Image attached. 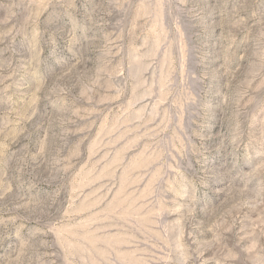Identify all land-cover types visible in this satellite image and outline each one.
I'll return each instance as SVG.
<instances>
[{"label":"rangeland","instance_id":"obj_1","mask_svg":"<svg viewBox=\"0 0 264 264\" xmlns=\"http://www.w3.org/2000/svg\"><path fill=\"white\" fill-rule=\"evenodd\" d=\"M0 264H264V0H0Z\"/></svg>","mask_w":264,"mask_h":264}]
</instances>
